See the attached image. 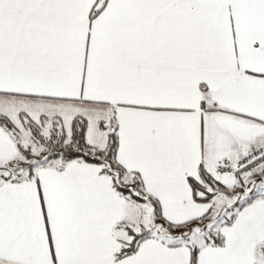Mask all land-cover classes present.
Listing matches in <instances>:
<instances>
[{
    "label": "snow or ice",
    "instance_id": "snow-or-ice-1",
    "mask_svg": "<svg viewBox=\"0 0 264 264\" xmlns=\"http://www.w3.org/2000/svg\"><path fill=\"white\" fill-rule=\"evenodd\" d=\"M0 264H264V0H0Z\"/></svg>",
    "mask_w": 264,
    "mask_h": 264
}]
</instances>
